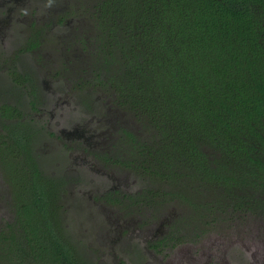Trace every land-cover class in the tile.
<instances>
[{
    "label": "trees",
    "instance_id": "1",
    "mask_svg": "<svg viewBox=\"0 0 264 264\" xmlns=\"http://www.w3.org/2000/svg\"><path fill=\"white\" fill-rule=\"evenodd\" d=\"M63 2L56 21L78 24L70 44L50 50L69 54L49 63L53 81L109 125L90 144L63 146L146 182L134 194L100 195L101 207L118 210L113 235L147 214L164 226L147 240L156 250L188 243L201 223L264 225V0ZM39 41L35 33L29 47ZM12 79L28 82L37 102V79L18 71ZM20 90L0 92V179L12 214L0 224V264H99L62 216L73 178L41 166L35 144L46 129L9 102Z\"/></svg>",
    "mask_w": 264,
    "mask_h": 264
},
{
    "label": "rangeland",
    "instance_id": "2",
    "mask_svg": "<svg viewBox=\"0 0 264 264\" xmlns=\"http://www.w3.org/2000/svg\"><path fill=\"white\" fill-rule=\"evenodd\" d=\"M53 9L57 10L55 15L49 13ZM66 9L67 2L64 4L63 0H0V92L12 91L16 86L21 89L18 97L9 102L19 101L22 109L35 118L32 122L46 129V135L35 144L42 168L53 175L66 172L73 178L69 190L61 197L62 216L79 247L87 256L93 254L92 259L99 264H264V225L260 221L247 225L236 220L239 226L232 224L223 229H211L204 223L199 228L193 225L195 237L165 250L148 245L147 240L154 230L164 234V226L149 214L133 216V221L124 225L127 232L120 229L118 236L113 235L115 225L122 228L119 216H114L118 210L113 206L101 207L100 195L112 189L134 194L145 187L146 182L135 173L109 169L82 153L71 151L69 154L63 146L65 141L71 144L84 140L90 144L88 135H99L103 130L104 136L109 128L103 124L104 116L94 114L80 103L82 94H66L65 84L53 81L49 63L53 65V61L69 58V54L65 52L54 58L56 55L50 51L54 48L52 44L57 46V51L64 49L70 44L65 38H73L72 30L78 24L56 21L61 18L60 11ZM35 33L40 41L37 48L31 49L29 45ZM13 71L30 73L39 81L41 95L38 94L37 102L32 103L28 82H14ZM35 103L37 112L32 110ZM98 126L100 129H96ZM49 131L63 139L48 136ZM8 194L7 186L0 179L1 225L12 219ZM136 220L143 225L139 229Z\"/></svg>",
    "mask_w": 264,
    "mask_h": 264
},
{
    "label": "flooded vegetation",
    "instance_id": "3",
    "mask_svg": "<svg viewBox=\"0 0 264 264\" xmlns=\"http://www.w3.org/2000/svg\"><path fill=\"white\" fill-rule=\"evenodd\" d=\"M54 47L56 46V45H54V44H52Z\"/></svg>",
    "mask_w": 264,
    "mask_h": 264
}]
</instances>
